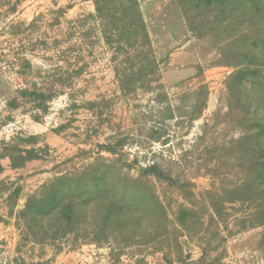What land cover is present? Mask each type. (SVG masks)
<instances>
[{"label":"rangeland","instance_id":"obj_1","mask_svg":"<svg viewBox=\"0 0 264 264\" xmlns=\"http://www.w3.org/2000/svg\"><path fill=\"white\" fill-rule=\"evenodd\" d=\"M137 3L0 0V264H264V0Z\"/></svg>","mask_w":264,"mask_h":264},{"label":"trees","instance_id":"obj_2","mask_svg":"<svg viewBox=\"0 0 264 264\" xmlns=\"http://www.w3.org/2000/svg\"><path fill=\"white\" fill-rule=\"evenodd\" d=\"M129 2V5L128 6H124L125 8L123 9L124 12H127L129 11L131 14H133V16L136 17V20L134 23H130V25L128 24H125L124 27H123V34L125 35V37L122 39L123 42L125 44H130L131 42V39L129 36H134V38H136L137 40H139L140 42H143L145 40H147L148 38V33H147V30H146V27H145V24H144V21H143V18L141 16V12L139 10V6H138V3H137V0H128ZM97 10L99 12L102 11V9L100 8L99 5H97ZM126 35H129L128 37H126ZM108 40V38H107ZM140 57H144L146 58L147 55L142 51L140 52ZM153 56V55H152ZM151 62H153L154 64V70L157 71V61L155 59H152ZM145 64H146V61H145ZM147 65H141L140 68H139V72L142 73V71L144 70V68L146 67ZM127 78L125 77L123 80L121 79V86L124 88V83L128 84V80H126ZM255 128L252 129V130H257L258 128H261L262 127V123L259 122L258 120H255ZM104 173L100 176L101 178V181H103L105 178L108 177V171L109 170H103ZM144 174L146 175H152V174H158V172H156V166L153 165V166H150L146 169H144ZM94 181H92V179H90L89 181H86L91 183L92 185H94L93 187L95 188V190L97 189V187H99L98 185V180L95 178L93 179ZM85 183V185H81L80 187L79 186H75V187H72V185L70 184H67L66 187H63V191H62V197H69V196H87L89 197V195H91L92 193L94 194L95 192L91 191L89 187H87V184ZM105 184V183H104ZM110 184L107 183V186H109ZM89 186V185H88ZM99 192H104L103 189ZM132 195V194H131ZM92 196V195H91ZM133 196V195H132Z\"/></svg>","mask_w":264,"mask_h":264}]
</instances>
